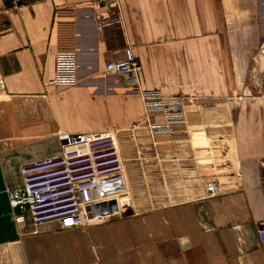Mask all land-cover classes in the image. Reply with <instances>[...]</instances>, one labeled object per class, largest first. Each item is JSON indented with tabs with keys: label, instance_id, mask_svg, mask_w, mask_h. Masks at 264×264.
Listing matches in <instances>:
<instances>
[{
	"label": "crops",
	"instance_id": "0c3cea01",
	"mask_svg": "<svg viewBox=\"0 0 264 264\" xmlns=\"http://www.w3.org/2000/svg\"><path fill=\"white\" fill-rule=\"evenodd\" d=\"M98 17L110 25L100 27ZM223 36L247 43L229 49L241 62L229 59L225 68ZM259 38L264 0H122L120 9L83 0H0V264H264L257 231L264 222ZM127 47L141 72L107 75V63L123 59ZM59 52L76 54L77 85L52 84ZM181 67L198 71L195 84L206 87L196 91L198 102L217 105L220 84L232 92L241 86L240 108L186 107L184 123L153 138L142 95L168 84L154 81L153 70ZM151 123L168 121L154 112ZM107 130L118 133L130 199L170 203L74 229L48 223L33 234L29 217L18 225L8 191L23 187V168L59 156L60 135ZM211 182L222 188L213 197Z\"/></svg>",
	"mask_w": 264,
	"mask_h": 264
},
{
	"label": "built area",
	"instance_id": "2783aa9c",
	"mask_svg": "<svg viewBox=\"0 0 264 264\" xmlns=\"http://www.w3.org/2000/svg\"><path fill=\"white\" fill-rule=\"evenodd\" d=\"M88 3L112 4L120 9L122 0H83ZM121 16L118 18L120 21ZM100 27L110 25L98 17ZM106 74L123 77L138 76L140 64L131 47L119 61L106 65ZM78 83V64L74 52H59L56 58V86H74ZM5 77L0 68V96L5 91ZM153 94H143L145 111L151 137L169 132L175 123H184V111L164 109L166 127L151 123V115L160 109ZM62 151L59 156L38 160L23 168V187L9 189L10 205L18 225L31 219L35 230L48 223H57L63 230L84 226L97 217L128 214L131 203L123 202L129 188L125 178L124 159L116 131L63 134L59 136ZM209 197L222 192L218 182L207 185ZM121 214V215H120ZM106 222V221H104ZM102 223V222H98ZM257 231L264 248V222L257 224Z\"/></svg>",
	"mask_w": 264,
	"mask_h": 264
},
{
	"label": "rangeland",
	"instance_id": "374dc122",
	"mask_svg": "<svg viewBox=\"0 0 264 264\" xmlns=\"http://www.w3.org/2000/svg\"><path fill=\"white\" fill-rule=\"evenodd\" d=\"M242 24L236 25L235 29L236 32L237 30H241L242 29ZM226 27V25H225ZM224 37V36H223ZM220 38V47L224 52L220 53V59H222L220 61V63L222 62V65H224V68L226 66L227 61L230 59L231 60H235V58H238L236 61L239 63L241 61H239V57L241 55H238V57H236V54L233 52H229V49L231 47H235V46H241L242 45H247V43H245L244 38H239V37H235V38ZM256 40V39H255ZM255 42V41H254ZM258 48H260V52L262 50V52L264 53V39L263 38H259L257 39ZM257 44V43H256ZM261 52V53H262ZM139 62V61H138ZM140 64V62H139ZM178 65V64H176ZM141 67V64H140ZM141 72V71H140ZM198 71H194L193 69H184V68H173V69H163V70H153L152 71V76L151 78L154 79V81H160V82H165L168 84H164V85H156L153 87H149L151 89H153L152 92H150L149 94H153L155 99L153 100V102L156 103V105H158V108L160 109L158 112L161 113L162 115L165 116L164 113V109H170L173 112H175L176 110H185L186 107L190 108V109H195L196 105H198L199 103L201 104V106H203V109H206L208 107V109L210 108H216L219 110H230V109H238L240 108V98L242 97V94L240 93V91L243 89V87L239 86V87H232L234 88V92H232L231 87H227L224 85L218 86V90H219V100L217 101V105H212L211 103L207 102V100H203V101H199L196 97V91L200 92V90H203V93H205V86H197L195 84V82L197 81L195 79V74ZM228 72L227 70H220L219 74L220 77L223 76L224 81H226L227 76H228ZM207 73L206 76L204 77H209L210 71H204V74ZM239 73V71H238ZM243 73V71H240V76ZM181 83V84H180ZM189 83H192L191 85ZM208 90L211 88V86L207 87ZM238 90V92H237ZM145 107V106H144ZM221 120V119H220ZM234 118H227L225 119V121H229V122H234ZM165 121V119H164ZM162 126V125H160ZM174 128H178V124L175 123L174 125H172V130ZM164 134H159L158 137H163ZM168 136V135H165ZM172 136V135H171ZM162 141V140H161ZM157 142H160L159 140H157ZM220 184V182H218ZM208 185V184H207ZM221 186V185H220ZM207 189V186H206ZM207 191V190H206ZM129 198L130 203H131V207L130 210H128V214H126L125 216L121 217H117V218H113L111 220V222H115V221H119V220H124V219H128L130 218L132 215H136L139 214L140 216H145L144 214L148 211V210H152L153 207L158 208L159 206L161 207L162 205H168L170 203V200L168 198L163 199V202L160 201L159 203H155L153 204V201H155L154 199H148V198H136V199H130V197H126ZM126 201V202H129ZM160 200V199H159ZM150 202V204H149ZM138 206H142L143 210L141 209L142 212H139L140 209H138ZM103 218V217H102ZM102 218L100 219H94L92 221H90V223H98V222H103ZM109 221V220H107Z\"/></svg>",
	"mask_w": 264,
	"mask_h": 264
},
{
	"label": "bare ground",
	"instance_id": "6f19581e",
	"mask_svg": "<svg viewBox=\"0 0 264 264\" xmlns=\"http://www.w3.org/2000/svg\"><path fill=\"white\" fill-rule=\"evenodd\" d=\"M261 51H262V50H261ZM124 199H125V198H123L122 201H123V202H126ZM100 218H102V217L99 216V217H97V218H95V219L97 220V219H100Z\"/></svg>",
	"mask_w": 264,
	"mask_h": 264
}]
</instances>
